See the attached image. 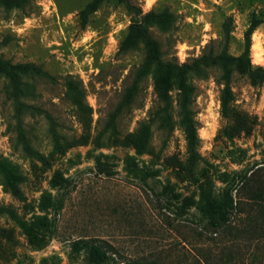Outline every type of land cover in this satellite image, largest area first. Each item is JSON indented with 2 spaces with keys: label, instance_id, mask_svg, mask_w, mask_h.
I'll use <instances>...</instances> for the list:
<instances>
[{
  "label": "rangeland",
  "instance_id": "374dc122",
  "mask_svg": "<svg viewBox=\"0 0 264 264\" xmlns=\"http://www.w3.org/2000/svg\"><path fill=\"white\" fill-rule=\"evenodd\" d=\"M88 1L27 0L23 8L0 6V57L33 62L57 79L36 78L38 95L30 102L42 112L23 116L22 129L45 157L41 160L20 142L19 122L0 77V158L26 177L21 198L0 184V205L10 206L30 224L37 216L53 214L42 207L44 194H64L56 230L39 248L9 214H0V264H42L49 257V264H85L84 253L71 252V242L79 238L108 252L104 264H264V87L234 72L232 111L223 117L220 70L206 68L192 78L199 156L191 162L176 89L170 91L174 127L166 133L153 117L158 104L153 75L137 73L142 47L119 50L135 15L124 1L101 0L83 23L79 12ZM128 1L142 12L160 15L149 31L163 58L179 63L218 51L228 18L227 52L239 54L255 15L263 22L251 34L250 59L264 66V0ZM67 75L81 82L92 108L89 115L65 98ZM137 81L133 102L110 123L124 89ZM141 123L149 125L150 134L138 148ZM56 173L68 179L66 188L53 186ZM225 177L235 184L234 207L225 224L213 228L195 206L182 207L186 197L198 198L200 181L209 178L218 193Z\"/></svg>",
  "mask_w": 264,
  "mask_h": 264
},
{
  "label": "trees",
  "instance_id": "16d2710c",
  "mask_svg": "<svg viewBox=\"0 0 264 264\" xmlns=\"http://www.w3.org/2000/svg\"><path fill=\"white\" fill-rule=\"evenodd\" d=\"M101 0H90L80 10L81 21L84 23L86 16L94 11ZM124 1L128 10L135 15L134 20L128 25L127 32L119 43V50L125 51L137 46H141L144 52L143 60L137 67V73L149 71L153 75V89L157 99V106L153 111V117L158 122L159 127L166 133L173 130L174 122L172 119L173 100L170 91L176 89L179 125L182 127L186 142V151L192 160L198 156L197 122L194 118L192 109L193 94L195 86L192 83L193 77H199L206 68L215 67L220 70V78L224 83L221 90L220 114L228 117L231 114V101L233 92L230 87V79L234 72L244 75L249 79L252 85H262L264 87V66L253 65L250 59L251 34L257 26L263 22V19L253 15L243 34V49L233 55L227 52V43L229 40V18L223 22L224 36L222 45L218 51L211 50L201 53L188 62H176L165 60L159 41L152 36L149 27L159 22L160 15L152 10L142 12L128 0ZM27 0H0V6L5 9L23 8ZM0 77L5 79L4 89L7 97L13 103L15 117L19 122L21 130L19 139L26 152L45 160V157L30 144L29 138L22 129L23 116L25 114L41 113L40 106L30 102L37 97L38 91L36 78L56 82V77L43 69L40 65L33 62L12 63L7 59L0 57ZM64 96L75 106L77 111L83 116L92 112L91 106L85 101L84 91L81 82L67 75L63 77ZM138 90V81L132 82L127 86L115 109L110 112L109 122L127 108L134 100ZM46 116L51 119L50 115ZM51 134L57 139L53 124L50 125ZM150 129L146 123H141L137 128V147L145 146L149 139ZM150 175H155L157 170L151 169ZM195 179V177H193ZM26 177L6 158H0V184L13 196L21 198L23 196L21 184ZM197 180V179H196ZM225 185L221 192H215L209 178L200 181L199 195L195 200L192 197H186L182 202V207L195 206L200 214L206 219L207 224L213 228H218L225 224L230 217L234 207L232 191L234 182L231 179H223ZM53 186L66 188L68 179L60 173H56L52 179ZM167 190L174 195L173 186H167ZM53 196L49 193L41 198L42 207L53 211L51 217L37 216L28 224L21 220L18 214L8 205H0V214L7 213L9 216L24 228L28 242L34 247H42L46 238L56 230V215L63 207V196ZM72 253H84L85 264H104L109 260L108 252L98 243L87 238H79L71 242ZM49 258H42V264H49ZM58 264V263H52ZM127 264V263H122Z\"/></svg>",
  "mask_w": 264,
  "mask_h": 264
},
{
  "label": "bare ground",
  "instance_id": "6f19581e",
  "mask_svg": "<svg viewBox=\"0 0 264 264\" xmlns=\"http://www.w3.org/2000/svg\"><path fill=\"white\" fill-rule=\"evenodd\" d=\"M254 45V44H253Z\"/></svg>",
  "mask_w": 264,
  "mask_h": 264
}]
</instances>
